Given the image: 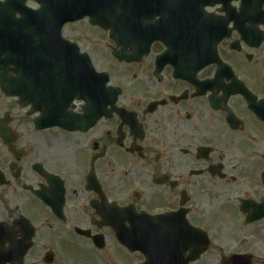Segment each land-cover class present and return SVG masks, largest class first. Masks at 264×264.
Masks as SVG:
<instances>
[{
	"label": "flooded vegetation",
	"instance_id": "1",
	"mask_svg": "<svg viewBox=\"0 0 264 264\" xmlns=\"http://www.w3.org/2000/svg\"><path fill=\"white\" fill-rule=\"evenodd\" d=\"M230 3L229 14L221 11L222 5L205 7L220 24L180 10L178 15L170 9L153 15L147 19L148 51L138 41L125 48L141 56L132 62L114 55L113 41L91 46L89 35L76 27L80 22L67 24L65 37L90 54L95 66L109 73L110 85L120 90L115 108L100 101V110H110V116L104 114L88 129L68 130L54 119L45 120L53 112L84 113L86 100L61 105L53 78L28 87L25 56L19 72L13 63L0 64V77H19L10 89L19 94L0 83L1 260L14 240L30 245L14 264H56L66 257V242L91 248L102 264H144L145 255L124 244H152L151 251L166 258L164 245L175 234L187 239L197 229L191 238L206 235L209 249L192 264H212L214 258L218 261L219 202L229 203L246 226L264 227V218L247 224L241 211L243 200L262 203L264 211V19L251 23L240 9L241 0ZM188 17L198 23L189 26ZM203 32L214 33L212 41L225 34L204 66L203 40L187 39ZM96 46L110 52L98 59ZM91 174L98 190L88 187ZM234 184L233 194H215V189L231 193ZM199 188L204 194H196ZM6 194L19 201L17 212H10ZM43 194L64 196L61 217L43 202ZM110 204L117 208L113 216L99 212L98 206ZM109 220L116 221L115 228ZM170 230L176 232L171 238L165 233ZM49 251L54 255L50 263Z\"/></svg>",
	"mask_w": 264,
	"mask_h": 264
},
{
	"label": "water",
	"instance_id": "2",
	"mask_svg": "<svg viewBox=\"0 0 264 264\" xmlns=\"http://www.w3.org/2000/svg\"><path fill=\"white\" fill-rule=\"evenodd\" d=\"M37 1L41 4L38 9L26 7L24 0H20L15 5L12 1L5 4L0 3V56L2 54L5 55L3 58L0 57L1 67L4 68L5 64H17L20 57L25 56L26 59L24 61L27 62L26 70L31 73L29 78L37 80V83L38 79L43 77L54 78L58 84V94L69 102L75 97L81 99L90 98L92 106L89 107L88 111L91 112L95 110L93 107L99 103L98 97L103 94L106 97L107 105H114L118 92L111 94L109 90H106L105 94H101V91L105 89L106 82L109 80L108 76L106 74L101 76L96 73L87 54H80L78 47L64 41L61 31L66 22L76 21L89 15L91 23L111 28L112 37L118 39L120 35L118 33L120 30L119 23H121L122 16L125 17L124 20L132 21L134 18L132 0ZM229 2L230 0H201L200 6L222 3L224 9L228 10ZM187 3L193 4L191 0H187ZM263 5L264 0H244L243 3V7L250 8L248 15L249 13L251 15L264 14V11H262ZM17 12H20L25 17L17 19L15 17ZM202 12L201 10L199 13ZM2 18L6 19L2 20ZM190 22L191 20L188 21V23ZM220 39L219 37L218 41ZM215 46L216 44L213 46L214 52ZM208 50L209 47L205 51ZM132 59L130 57L127 58L128 61ZM20 61L22 62V60ZM14 70L19 71V68ZM29 85L31 86V84ZM99 89H101L100 92ZM87 116H80V119L83 120H77V116H74L70 122H65L59 118L56 123L68 129H76L80 124L85 125L82 128L86 129L89 127L90 121L85 119ZM99 117V112H93L91 121L93 122ZM2 133V135H5L4 132ZM46 201H49V199L46 198ZM260 207L261 205L253 206L251 203H248L247 207H243L245 211L250 212L247 221L252 222L264 216ZM20 246H23L20 242H11V246L6 249L10 259L11 257L14 258L16 250L20 253L19 255L23 254ZM202 251H197L192 260L198 258L199 252ZM173 262L171 260L168 264H173ZM188 263L189 261H187ZM222 264H250V261L245 258V255H233L224 259Z\"/></svg>",
	"mask_w": 264,
	"mask_h": 264
},
{
	"label": "rangeland",
	"instance_id": "3",
	"mask_svg": "<svg viewBox=\"0 0 264 264\" xmlns=\"http://www.w3.org/2000/svg\"><path fill=\"white\" fill-rule=\"evenodd\" d=\"M79 30H83L82 33H87L89 37L91 38V46L95 47V44L97 41L104 44L107 43V46H110V41L105 34H99V28H96L94 26H90L87 22L83 23L81 22L78 26H76ZM94 39V40H93ZM93 40V41H92ZM97 51L94 53V56L96 58H100L99 54H102L103 51L107 55V53L110 52L109 49H105L104 46H96ZM107 52V53H106ZM105 56V55H104ZM109 59V57H108ZM101 66V65H100ZM210 184V183H208ZM206 183L199 184L201 187H207L209 186ZM258 185H262V181L258 180ZM236 184L231 186V193H223L220 190L216 191L215 194H233V192L236 189ZM208 188V187H207ZM212 188V187H211ZM225 188V186H224ZM210 191V190H206ZM196 194H204L203 190L196 189ZM214 194V193H213ZM6 196H10V194H6ZM7 197V198H8ZM11 197V196H10ZM10 199V212L15 213L17 212V202H14L13 198ZM219 201H226L225 198L220 197L218 198ZM231 206L229 203L220 206L219 202V210H220V220H219V226L217 227V241H216V251L218 255V261H214L212 264H220V259L222 256H229L233 252H242V251H249L253 253L256 256V264H264L262 262V258H264V227L259 228H250L243 224V220L239 214V212H235L233 209H229ZM44 223V222H43ZM46 230L48 228L46 227ZM45 230V232H46ZM68 251L67 256L61 263L59 262V259L56 264H99V258L98 255H94L93 252L90 249H87L86 247H79L76 245H73L71 243L66 242L65 243V252ZM215 251V250H214ZM71 254V255H70ZM74 254V257L73 255ZM77 256H76V255ZM78 258V259H77ZM84 260L87 262L85 263ZM206 264H211L210 261H207Z\"/></svg>",
	"mask_w": 264,
	"mask_h": 264
}]
</instances>
